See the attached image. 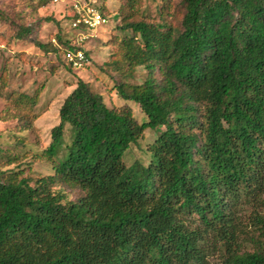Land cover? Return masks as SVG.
<instances>
[{
  "label": "trees",
  "instance_id": "16d2710c",
  "mask_svg": "<svg viewBox=\"0 0 264 264\" xmlns=\"http://www.w3.org/2000/svg\"><path fill=\"white\" fill-rule=\"evenodd\" d=\"M127 4L115 63L125 76L142 66L147 78L116 89L145 118L108 106L79 78L44 154L53 174L3 169L16 157L0 150V264H212L217 251L220 264H264V0H181L178 23L167 19L169 0L158 20ZM57 40L55 51L75 47ZM41 90L11 91L1 119L32 128ZM163 126L147 163L128 166L144 131ZM58 184L83 194L71 200ZM244 204L260 237L243 222Z\"/></svg>",
  "mask_w": 264,
  "mask_h": 264
},
{
  "label": "rangeland",
  "instance_id": "374dc122",
  "mask_svg": "<svg viewBox=\"0 0 264 264\" xmlns=\"http://www.w3.org/2000/svg\"><path fill=\"white\" fill-rule=\"evenodd\" d=\"M44 1L46 0H0V150L16 157V160L2 168L22 169L23 174L33 180L54 173L52 161L44 154L52 140V129L59 123L60 106L79 78L89 81L92 89L103 95L108 106L129 107L139 122L144 120L145 115L137 103L125 101L117 94V82L142 83L147 78V70L142 66L137 68L133 76H125L127 65L115 63L118 59V41L123 36L119 31L123 18L121 9L128 5V1H132L139 8L140 16L158 20L159 9L168 0H95L98 5L104 6L109 22L97 29V37L85 43L89 49L90 62L82 69L70 66L65 60L63 49H53L57 46L55 39L58 41V33L64 39L76 38V31L70 28L66 15L69 13V2L49 0L43 4ZM180 3L181 0H169V21L180 20ZM26 27L32 28L28 36H17L19 29ZM38 43L44 44L46 48L39 47ZM63 46L64 44L61 47ZM39 87L42 90L34 108L37 117L32 128L21 129L22 124L17 118L1 119L9 103L11 91L34 94ZM164 129V126L146 129L138 142L126 152L125 163L128 166L135 161L146 164L149 160V146ZM69 138L70 130L67 125L65 139ZM5 161L7 159H3L2 163ZM60 189L71 200H77L83 194L76 187L62 184L54 187V190ZM257 209L264 215V201L257 205ZM253 210L252 205L244 204L240 215L248 225L249 233L260 237L263 232L259 230V226L250 222L249 216ZM261 239L264 241V234ZM243 243L245 249L254 250L255 244L250 239L243 237ZM221 253L222 251H217L210 258L212 264L221 263Z\"/></svg>",
  "mask_w": 264,
  "mask_h": 264
},
{
  "label": "built area",
  "instance_id": "2783aa9c",
  "mask_svg": "<svg viewBox=\"0 0 264 264\" xmlns=\"http://www.w3.org/2000/svg\"><path fill=\"white\" fill-rule=\"evenodd\" d=\"M60 0H54L59 2ZM69 2L70 28L76 31L73 41L75 47L64 50L65 60L76 68L84 67L90 58L82 47L87 41L98 36L97 29L109 22V17L104 15L95 0H67Z\"/></svg>",
  "mask_w": 264,
  "mask_h": 264
}]
</instances>
